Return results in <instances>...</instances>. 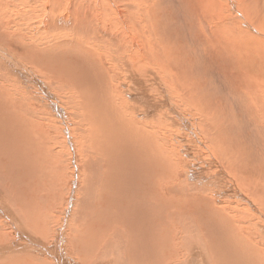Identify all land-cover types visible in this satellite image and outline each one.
I'll return each mask as SVG.
<instances>
[{"label":"bare ground","instance_id":"bare-ground-1","mask_svg":"<svg viewBox=\"0 0 264 264\" xmlns=\"http://www.w3.org/2000/svg\"><path fill=\"white\" fill-rule=\"evenodd\" d=\"M248 130L264 152V0H0V264H79L65 238L87 264H264ZM65 154L73 186L107 166L70 221L46 211Z\"/></svg>","mask_w":264,"mask_h":264},{"label":"rangeland","instance_id":"rangeland-1","mask_svg":"<svg viewBox=\"0 0 264 264\" xmlns=\"http://www.w3.org/2000/svg\"><path fill=\"white\" fill-rule=\"evenodd\" d=\"M166 13L168 15L167 20L168 21H174V16L172 15L171 11L169 10ZM157 16L158 17H161L160 15H157ZM183 22H184V20H177L176 21V24L178 26H181V25H183ZM186 26H187L186 29H181V32L178 35H170V37H174L176 39L175 40V44H181V43H183V42L186 41V40H184V37L187 35L188 31L191 30L190 27H189L190 26V21H189V23ZM196 27H197V24H196ZM198 33H199L200 37L203 34L202 32H201L202 33L201 34L200 31ZM11 42H12V44H11L12 47H8V48H6L4 50L5 51L8 50L9 53L12 52V54L17 59H19L20 62H21L22 59L13 51V50H15L14 42L13 41H11ZM200 43H201V40L197 43V45H199ZM20 51L21 50H18V52H20ZM21 63H22V65L26 69H28L32 73V75H34L35 78H37L39 81L41 80V77L40 76L35 75L34 72L29 69L28 63H26L25 61H23ZM216 66H219V64H216ZM209 68L211 70H208L207 72H212V70H214V67L213 66L212 67H209ZM215 76L216 75H213L214 79H215ZM26 83L29 84L28 82H26ZM49 88H50V86H49ZM209 93H212V92L211 91H208V94ZM58 97L62 101H65L63 97H61V96H58ZM245 116H246L245 113H239L238 114V118H243ZM247 136L250 138V140H251L252 143H255V146L256 147H258V146L260 147L261 141L258 140V142H257L256 141V138L252 139V137H253L252 131L248 130ZM252 140L256 141L257 143L254 142V141H252ZM258 143H260V144L258 145ZM248 146H250V145H248ZM250 148H252V147H250ZM250 148H248V150L251 151V152H253L252 157H253V162L254 163L252 162V165L253 166H251L250 168L248 167V164H246L247 165V168L249 169V170L246 169V172L251 171V173L255 174V171H256L257 173H260L261 172L264 175V163L262 162V161H264V158H263L264 152H262L261 147L260 148H255V149L252 148L251 150H250ZM259 154H260V157L261 158L258 156ZM254 156L256 158H254ZM66 157H67V154L64 155V163H65L64 174L65 175H64L63 181H62V190H61V193L59 194V199H58L57 202H54L55 200L52 199V197H49L50 195L48 196L49 197L48 198L49 199V203H51V205H53L54 203H57V205L55 206L56 208L55 207H51V205H50L49 207H47V209L46 208H44V209H46V211H48V214L49 215H50L51 211L53 210V208H54L53 212L55 214H68L66 216L67 217V221H70V220H68V218H73V216L75 217V215H77V214H83L85 208L87 206H90V205L93 204V197L91 196V190H92V188L94 186V180L92 179V172L100 177V175L102 173H105L107 166L106 165H102V168H101L100 171H97L96 168H88V167L84 166L83 167V170H86V172L84 173V175L79 174L78 180L76 181L75 186H73L72 179L70 178V169L68 167V161L66 160ZM260 161H261V164H260ZM257 162L260 164V167H259V164ZM240 167L241 166L239 165V168ZM252 167H254V169L256 168L255 171L252 170L253 169ZM257 167H259V168H257ZM262 168H263V170H262ZM95 182H97V180H95ZM80 186L82 187L81 190H80ZM104 197H105V195L102 194V196L100 197V200H99L100 203H104V201H105ZM69 200H71V201L68 204V201ZM124 200H125L124 201L125 205L123 207L126 206L127 208H129V200H130V198L127 197V201H126V199H124ZM230 215L231 216H234V215H237V214H230ZM56 219L54 220V222L51 225V228L53 230V234L55 233L54 232V228L56 227V225H55ZM66 233H67V231H66ZM52 238H53V236L52 237H49L48 239H46V241H50ZM12 241L14 242V244L12 245V249L15 252H17L18 250H21L22 249V248L20 249V246H19L20 241H21V238H19L18 236L17 237H13L12 238ZM32 245H33V243H31L30 246H28L29 247L28 250L31 249L30 250L31 253L32 252H36L35 248L32 249V247H34ZM200 246H201V244H200ZM15 249H17V250H15ZM1 250H3V249H1ZM62 250H63V252H64V254H65V256H66L67 259H71L74 262H78L79 264H87V263H82L77 257L73 256V252H72V249H71V245L68 243V239L67 238L64 239V243L62 245ZM201 250H202V247H201ZM32 254H34V253H32ZM191 254H192V252H191Z\"/></svg>","mask_w":264,"mask_h":264}]
</instances>
